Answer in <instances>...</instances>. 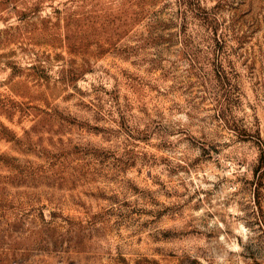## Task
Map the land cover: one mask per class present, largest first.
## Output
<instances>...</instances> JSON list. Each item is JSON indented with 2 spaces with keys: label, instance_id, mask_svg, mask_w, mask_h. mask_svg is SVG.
<instances>
[{
  "label": "rangeland",
  "instance_id": "obj_1",
  "mask_svg": "<svg viewBox=\"0 0 264 264\" xmlns=\"http://www.w3.org/2000/svg\"><path fill=\"white\" fill-rule=\"evenodd\" d=\"M0 264H264V0H0Z\"/></svg>",
  "mask_w": 264,
  "mask_h": 264
}]
</instances>
